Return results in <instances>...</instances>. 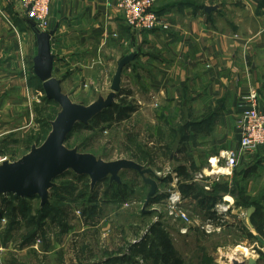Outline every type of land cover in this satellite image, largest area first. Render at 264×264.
<instances>
[{
  "label": "crops",
  "instance_id": "1",
  "mask_svg": "<svg viewBox=\"0 0 264 264\" xmlns=\"http://www.w3.org/2000/svg\"><path fill=\"white\" fill-rule=\"evenodd\" d=\"M153 11L168 28L132 30L117 0H50L47 31L54 30L53 77L60 80L61 87L71 82L84 87L105 82L121 58L136 52L122 71L132 87L124 90L121 84V89L128 91L133 101L137 97L133 86L147 98H153L151 91L155 90L164 118L172 116L179 123L185 118L179 125L191 132L195 142L192 158L200 170L207 158L209 163L220 152L238 149L241 112L250 95L255 94L258 110L264 114V0H157ZM31 24L17 3L0 0L2 153L11 138L21 144V137L31 139L38 132L41 81L33 73L37 41ZM219 165L227 167L224 161ZM254 165L245 195L254 198L257 206L252 227L245 216L247 235L243 240L253 238L249 233L264 241V145L241 155L237 165L229 167L232 174L223 177L231 181ZM235 208L232 212L245 215L247 207ZM243 240L239 245L253 253ZM257 241L260 246L254 256L235 254L234 246L232 258L242 256L238 260L245 264L253 258V264H264V243ZM175 248L184 259L183 252Z\"/></svg>",
  "mask_w": 264,
  "mask_h": 264
},
{
  "label": "rangeland",
  "instance_id": "2",
  "mask_svg": "<svg viewBox=\"0 0 264 264\" xmlns=\"http://www.w3.org/2000/svg\"><path fill=\"white\" fill-rule=\"evenodd\" d=\"M114 71L115 68L105 82L85 87L71 82L62 86V92L74 103L88 105L100 95L107 96ZM121 84L124 90L132 87L123 76ZM133 88L137 110L128 119L115 122L108 116L94 117L72 131L65 145L105 161L131 159L151 169L153 172L145 177L155 180L157 189L147 206L144 207V202L150 184L135 171L121 170L119 182H111L107 177L91 188L88 176L68 170L53 180L54 186L49 189L44 205L39 197L24 199L19 211L25 217L17 218L12 230L9 229L12 226L1 220L0 264H135L124 260L130 246L144 236L149 235L153 240L155 235L150 233L153 226L183 252L184 264H231L233 247L247 235L246 215L232 212L236 203L233 209H223L227 204L223 196L207 200L200 190L207 191V185L227 179L223 175L207 177L203 173L204 168H209L208 158L202 170H193L191 145L195 142L190 130L179 125L185 123V118L180 123L172 116L164 118L162 102L155 98V90L151 91L153 98H147L141 90L139 93ZM37 105L38 132L31 139L21 137V144L19 139L16 143L11 138L1 157L15 161L31 146L45 140L60 106L48 101L41 90ZM180 165H185L191 174L186 181L175 171ZM248 173L240 172L236 176L234 194L238 200H242L243 194L238 188L247 185L240 183L239 178L242 180ZM178 181L197 187L183 196ZM197 193L199 197L194 199L192 195ZM242 243L252 247L253 253L259 251L260 243L255 237Z\"/></svg>",
  "mask_w": 264,
  "mask_h": 264
},
{
  "label": "water",
  "instance_id": "3",
  "mask_svg": "<svg viewBox=\"0 0 264 264\" xmlns=\"http://www.w3.org/2000/svg\"><path fill=\"white\" fill-rule=\"evenodd\" d=\"M210 9L212 7H206V10ZM31 25L37 41L33 73L41 81L47 100L57 103L60 111L51 122V130L40 145L31 146L26 154L15 161L4 160L0 163V193L14 194L20 198L39 197L41 204L44 205L48 201L49 189L54 186L53 180L68 170L77 175L88 176L91 188L107 177L111 182H119V171L132 170L150 184L144 202L146 207L157 189L156 181L145 177L146 174L153 172L151 169L144 168L131 159L105 161L92 153H81L76 148H68L65 145L67 137L77 123H88L115 103L121 89L122 71L136 57V52L125 55L117 62L110 91L105 98L100 96L97 101L88 105L74 103L62 92L60 80L53 77L54 55L51 52V38L54 30L41 31L33 23ZM254 210V206H250L245 212L250 227H252L251 216ZM256 238L261 244L264 243L258 235ZM247 263L253 264L254 259L249 258ZM231 264H245V262L232 258Z\"/></svg>",
  "mask_w": 264,
  "mask_h": 264
},
{
  "label": "trees",
  "instance_id": "4",
  "mask_svg": "<svg viewBox=\"0 0 264 264\" xmlns=\"http://www.w3.org/2000/svg\"><path fill=\"white\" fill-rule=\"evenodd\" d=\"M39 89L43 92L41 83L39 84ZM129 92L124 91L121 89L118 93V96L116 97V102L113 103L112 106L106 108L103 110L102 113L98 114L96 118H100L101 116H108V119L113 120L115 122H119L122 120L128 119L133 112L137 110V107L135 104H133V100H129ZM46 98V97H45ZM50 101V100H48ZM81 125H85L83 123H77L73 129V131ZM72 133V132H71ZM71 133L67 137V140L71 136ZM66 140V141H67ZM0 154L2 152L0 151ZM195 166L194 163L191 164V168L196 171L198 168ZM175 171H177L178 175L182 176L184 181L188 180L190 178V172H188V168L185 165L178 166ZM246 172H249L247 176L242 178V182H246L249 175L253 174L255 172V165L250 167L248 170L242 171L241 173L246 174ZM236 176L231 179V181H221V183H215L211 186V190L205 191L203 188H201V192H204L206 194V199L209 200L211 198L220 197L225 194H229L232 196L235 200V203L237 206H257V203L255 202V199L250 198L249 196H246L244 194L245 192V186L241 185L240 188H238L239 193L242 194V200H238V196H236L235 193V187L237 186L236 183ZM197 186L194 184L189 183H181L178 181V188L180 192L184 195H187L189 192H193V188H196ZM199 190V189H198ZM200 193L193 194L192 196L194 199H198ZM26 198H20L17 197L14 194H2L0 193V222L2 219L6 221V225L8 227H11L9 229H13V225L16 223L17 218L25 217V213L23 211H19L20 207L22 206V203H25ZM24 207V206H23ZM25 208V207H24ZM255 212L252 214V218ZM251 218V220H252ZM252 222V221H251ZM6 227V226H5ZM157 227L153 226L151 227L150 233L154 234V239H149L148 236H144L137 242H134L130 246V253L127 257H125L124 260L128 261L131 260L135 264H184V259L181 256V254L176 250L171 238H169L164 232L156 230ZM249 237H254L252 234H249ZM139 257L136 260L135 258Z\"/></svg>",
  "mask_w": 264,
  "mask_h": 264
},
{
  "label": "built area",
  "instance_id": "5",
  "mask_svg": "<svg viewBox=\"0 0 264 264\" xmlns=\"http://www.w3.org/2000/svg\"><path fill=\"white\" fill-rule=\"evenodd\" d=\"M26 12L30 22L38 30L49 29L50 0H12ZM157 0H117V7L122 12L125 23L136 31L153 30L157 27L168 28L167 24L153 11ZM245 108L241 112V135L236 151H223L218 154L217 163L234 168L241 155L255 151L264 145V114L255 103V94L244 101ZM7 160L0 155V163ZM231 174V171L230 173ZM207 188V187H206ZM264 248L262 249V252Z\"/></svg>",
  "mask_w": 264,
  "mask_h": 264
},
{
  "label": "bare ground",
  "instance_id": "6",
  "mask_svg": "<svg viewBox=\"0 0 264 264\" xmlns=\"http://www.w3.org/2000/svg\"><path fill=\"white\" fill-rule=\"evenodd\" d=\"M203 173L207 176L223 175V174H229L230 169H229V167H221L217 163V158L212 157L211 161L209 162V168H204ZM224 200L227 203V205L223 206V209L230 208V206H232L234 204L233 198L230 197L229 195H226L224 197ZM233 251L235 252V254H240V255L241 254L247 255V256H251V255L254 256L255 255V254L251 253L248 248H246L245 246H241V245L235 246ZM231 253H232V251H231ZM231 258H232V256H231Z\"/></svg>",
  "mask_w": 264,
  "mask_h": 264
}]
</instances>
